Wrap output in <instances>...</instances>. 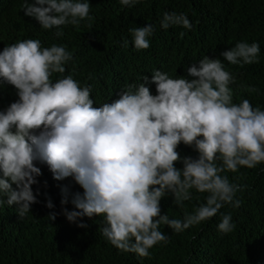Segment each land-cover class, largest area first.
<instances>
[{"label": "clouds", "instance_id": "9594fccd", "mask_svg": "<svg viewBox=\"0 0 264 264\" xmlns=\"http://www.w3.org/2000/svg\"><path fill=\"white\" fill-rule=\"evenodd\" d=\"M138 2L120 0L127 7ZM23 9L43 29L56 28L57 37L62 26L78 27L91 19L88 0H25ZM170 26L192 28L186 14L165 12L161 27ZM154 31L152 24L130 28L134 47L149 48ZM259 54L257 42H237L220 56L242 66L258 63ZM72 59L66 46L42 47L38 39L0 51V205L15 204L23 218L38 202L31 186L41 171L50 169L56 180L71 176L84 191L71 201L79 211L64 209L68 221L103 215L102 236L140 257L167 243L161 225L179 233L214 217L225 204L241 206L236 194L245 186L221 173L264 163V110L247 99L233 102L230 85L236 78L220 58L206 55L176 78L155 69L151 78L143 75L139 83L126 84L117 99L106 103H94L91 85L81 86L72 75L52 79L65 73ZM11 85L16 101L9 104L1 92ZM181 142L193 146L198 157H181ZM192 189L207 193L206 203L185 212L183 220L161 214V198L171 193L173 203L183 207ZM62 193L66 204L67 187ZM47 207H53L51 199ZM234 227L231 213L223 214L219 231Z\"/></svg>", "mask_w": 264, "mask_h": 264}, {"label": "trees", "instance_id": "16d2710c", "mask_svg": "<svg viewBox=\"0 0 264 264\" xmlns=\"http://www.w3.org/2000/svg\"><path fill=\"white\" fill-rule=\"evenodd\" d=\"M88 2L91 19L78 27L62 26L63 35L57 37L56 28L43 29L35 18L25 15V0H0V51L24 39H38L42 47L66 46L73 59L65 65V73L53 74L52 79L72 75L81 86L91 85L94 103L117 99L126 84L139 83L143 75L151 78L155 69L176 78L206 55L218 57L236 78L230 85L233 102L247 99L254 108L264 110V0H139L132 7L122 6L120 0ZM165 12L186 14L192 28H162ZM147 24L155 28L148 37L150 47L137 50L129 29ZM237 42H257L259 62L232 65L220 56ZM150 90L155 94L154 84ZM1 95L9 104L16 101L13 86ZM177 151L181 157H198L193 146L182 142ZM176 166L183 165L178 161ZM41 173L31 186L38 202L23 218L15 204L0 205V264H264V163L221 173L230 183L245 186L236 194L241 206L225 204L214 217L179 233L161 225L168 241L149 249L148 257L122 252L103 237V215L68 221L64 209L79 211L71 201L76 193L83 195V188L71 176L56 180L50 169ZM64 187L68 189L66 204L61 203ZM190 191L192 199L183 207L173 203L171 193L161 198V214L183 220L185 212L206 203L207 193ZM49 213L57 214L55 220L49 219ZM228 213L235 227L222 233L218 224ZM80 222L87 227H79Z\"/></svg>", "mask_w": 264, "mask_h": 264}]
</instances>
